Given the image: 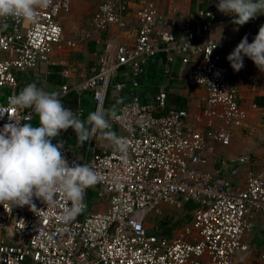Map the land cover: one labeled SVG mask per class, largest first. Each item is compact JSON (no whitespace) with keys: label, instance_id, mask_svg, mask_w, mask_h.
Returning <instances> with one entry per match:
<instances>
[{"label":"built area","instance_id":"built-area-1","mask_svg":"<svg viewBox=\"0 0 264 264\" xmlns=\"http://www.w3.org/2000/svg\"><path fill=\"white\" fill-rule=\"evenodd\" d=\"M131 1L106 0L94 12L96 41L103 51L92 75L74 86L64 85L60 98L72 92L89 95L94 111H106L110 90L120 95L126 89L125 83L115 82L123 69L129 70L132 86L139 88L153 58L165 54V72L170 73L177 54L190 68L180 80L207 90L201 113L195 116L203 129L189 128L187 110L165 112L168 95L160 91L153 102L136 94L109 116L107 130L126 142L124 151L114 146L90 162H81L67 152L62 139L68 165H87L101 178L85 189L84 209L71 216L68 212L75 204L61 193L53 203L34 196L35 209L0 204V264H234L236 255L249 251L244 239L252 231L254 213H264V170L250 172L243 188H237L230 181H215L200 168L209 164L218 146H229L234 131L244 128L249 119L240 87L253 78V61L244 57L243 69L235 72L227 57L245 36L249 43L253 41L264 17L254 18L250 31L239 38L198 43L196 36L209 32L210 23L201 25L196 36L180 39L151 0H138L140 28L130 47L104 35L111 26L126 28ZM72 4V0H51L47 8L37 9L32 22L0 18V109L6 111L0 129L14 123L9 118L33 122L32 109L17 110L8 103L17 94L21 74L49 63L56 49L77 50L94 38L87 29L66 38L60 21L71 14ZM74 70H63L64 77ZM250 108L259 109L255 104ZM79 112L83 115L81 104ZM249 162V157H240L233 165ZM232 174H238V167ZM93 187L98 200L109 202L107 211L88 213ZM190 203L196 206L191 212L185 208ZM165 205L191 215L173 236L162 234L161 225L149 224L161 218Z\"/></svg>","mask_w":264,"mask_h":264},{"label":"crops","instance_id":"crops-1","mask_svg":"<svg viewBox=\"0 0 264 264\" xmlns=\"http://www.w3.org/2000/svg\"><path fill=\"white\" fill-rule=\"evenodd\" d=\"M106 0H72L71 14L62 17L61 23L65 30L67 39H71L73 33L78 30L87 29L94 33V38L72 50L67 47L56 49L51 60L47 64L41 65L37 70L27 71L19 76L17 94L29 83H36L37 87L45 91L61 92L64 85L74 86L92 75V69L96 67L98 59L103 51V45L98 43L94 25L93 15L98 7ZM159 13L168 20L172 26V33L175 37L184 39L189 35H195L201 25L211 24V30L202 36L197 35L195 41L205 43L207 41L231 40L241 37L245 32L250 31L252 23L248 28L239 26L238 31H234L235 26L232 23L231 16L220 13L216 4L218 0H151ZM139 7L138 0H132L129 11L125 14L126 28L118 29L111 26L105 32V38H116L121 44L134 46L138 37L140 23L137 20L136 11ZM211 13L210 17L207 14ZM259 17H264L260 15ZM74 26L72 33L67 36V28ZM222 29V31H221ZM248 29V30H247ZM233 50L231 49L230 53ZM174 63L169 68L170 73L165 72L166 55L161 53L153 58L147 68L145 75L140 80V87L132 86V79L127 76L129 70L123 69L117 76L115 82H123L126 89L120 95L112 88L107 99L106 112L109 116L115 114L121 105L128 102L136 94H139L148 102H153L160 91L167 92L168 107L170 109L187 110L190 113L189 128L193 130H202V125L198 124L195 116L201 113L203 103L206 100L207 90L192 84H186L180 80L189 70L188 65H183L180 57L175 54ZM74 68V72L68 78L63 75V70ZM253 78L244 82L240 87L241 104L250 111L249 119L244 128L236 129L229 146H218L216 154L210 155L209 164L202 166L200 170L203 173H209L215 181H230L237 188H243L250 172L260 173L264 170V72H261L254 63L250 65ZM75 102L73 111H79V104L83 109V102L89 101L93 104L89 95L78 96L70 93ZM64 98H60L64 100ZM258 105V110H252V105ZM94 106V105H93ZM90 112L83 109L82 119L86 120ZM32 124L38 126V117L34 114ZM109 131L101 130L90 141H85L82 146L77 144V138L72 128L61 131V138L66 141L67 152L79 159L81 162H90L95 156L110 152L114 145L109 140L107 133ZM56 138L53 139L55 143ZM240 157H249L250 162L244 165H233V162ZM238 167V174L233 175L232 171ZM97 194L91 189L90 195ZM89 195V198H90ZM94 201L99 205V212L107 211L109 202L107 200H98L95 195ZM181 212L182 217H174L172 221L166 219L167 211ZM163 220L161 225L162 234L166 226L171 228L175 220L180 221L169 235L176 234V230L191 218L185 211H178L167 205L163 208ZM188 211V210H187ZM253 228L245 236V243L249 246V251L239 253L234 257V264H263L261 255L264 253V213H254ZM170 220V219H169ZM155 229H152V232Z\"/></svg>","mask_w":264,"mask_h":264},{"label":"clouds","instance_id":"clouds-1","mask_svg":"<svg viewBox=\"0 0 264 264\" xmlns=\"http://www.w3.org/2000/svg\"><path fill=\"white\" fill-rule=\"evenodd\" d=\"M50 4L51 0H0V18L32 22L37 19V9ZM216 8L233 17L232 23L237 26L234 31H238L239 26L264 15V0H218ZM244 57L264 72V25L251 43L245 36L228 55L227 60L235 72L243 69ZM8 103L17 110L32 109L38 117V126L9 118L14 123H7L0 129V204L29 205L35 209L34 196L45 203H53L55 195L61 193L75 204L69 216L82 211L85 189L101 177L87 165L70 167L63 156L64 141L53 143V139L58 138L62 130L72 128L77 144L82 146L98 131L110 128L109 113L97 108L84 120L82 113L64 106L59 92L45 91L36 83L27 84L18 94L9 97ZM5 114L6 111L0 109V117ZM107 136L118 150H126V142L114 132H108Z\"/></svg>","mask_w":264,"mask_h":264},{"label":"rangeland","instance_id":"rangeland-1","mask_svg":"<svg viewBox=\"0 0 264 264\" xmlns=\"http://www.w3.org/2000/svg\"><path fill=\"white\" fill-rule=\"evenodd\" d=\"M73 28H74V26H70L69 25V27L67 28V32H66L67 36H69L72 33V29ZM62 102H63V104H64V106L66 108H71L72 109V108L75 107V105H74L75 102H74V100L72 99L71 96L66 97L64 100H62ZM92 190H96V188L93 187ZM92 194L93 195L92 196L90 195V198H89V209H88V213L89 214H92V213H95V212H99V205L96 204V201H94V198H95L96 194H94V193H92ZM185 208H186V210L191 212V211H193L196 208V206L193 203H190ZM166 213L167 214L165 216H166V219L168 221H172V219L174 217H182L183 216L181 212L178 213V212L172 211V210L171 211H167ZM162 221L163 220L161 218H156V219H152L150 221L151 223H149V224L153 225V228H154L155 226L157 227ZM25 264H30V263L26 262Z\"/></svg>","mask_w":264,"mask_h":264},{"label":"trees","instance_id":"trees-1","mask_svg":"<svg viewBox=\"0 0 264 264\" xmlns=\"http://www.w3.org/2000/svg\"><path fill=\"white\" fill-rule=\"evenodd\" d=\"M231 18L233 19V17H231ZM252 21H253V19L250 20L248 23H246V24L243 25V26H245L246 28H248V27L250 26V24L252 23ZM248 29H249V28H248ZM248 29H247V30H248ZM83 109L86 110V111H88V112H93V111H94V106H93V104H91L89 101H87V102H83ZM179 222H180V221L175 220L174 223H172L171 228L168 227V226H166V229L163 231V234H164V235H167V234L169 235V233H170L175 227H177V226L179 225Z\"/></svg>","mask_w":264,"mask_h":264}]
</instances>
